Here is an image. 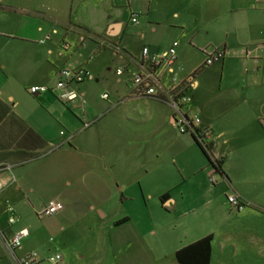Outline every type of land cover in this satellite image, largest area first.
Instances as JSON below:
<instances>
[{
    "label": "crops",
    "instance_id": "1",
    "mask_svg": "<svg viewBox=\"0 0 264 264\" xmlns=\"http://www.w3.org/2000/svg\"><path fill=\"white\" fill-rule=\"evenodd\" d=\"M175 41L180 42L177 84L166 66L148 77L143 49L160 55ZM204 50H222L226 56L207 66ZM121 64L126 71L118 77ZM68 67L93 76L78 86L85 103L64 104L52 93L27 92L33 85H55ZM139 74L149 79L136 87ZM148 88L156 95H147ZM175 90L192 98L185 110L199 115L213 132L211 158L222 161L224 174L215 186L209 179L215 170L192 136L174 127L168 102ZM0 103L10 108L0 114V165L14 166L16 179L0 196V230L8 236L29 232L19 256L38 252L42 264L55 253L63 255V264H167L165 253L157 247L156 253L150 251L132 219L126 216L129 222L118 225L123 211L117 209L109 226H89L90 234L76 224L113 215L127 200L129 182L150 175L148 164L128 167L126 159L129 122L139 117L141 130L148 125L163 138L165 147L155 144L154 149L167 148L183 179L163 207L186 217L203 212L208 224L202 222L195 240L213 237L212 262L226 261L230 254L237 262L264 263V0H0ZM19 120L43 139L44 149L34 151ZM86 122L95 123L84 130ZM31 152L38 155L25 160ZM201 173H207L206 196L199 202L186 191ZM231 195L243 210L229 204ZM51 201L64 210L39 218ZM7 202L20 217L12 228L6 223ZM34 214L45 222L42 226L26 224ZM176 253L169 264H179ZM0 264H13L1 242Z\"/></svg>",
    "mask_w": 264,
    "mask_h": 264
},
{
    "label": "rangeland",
    "instance_id": "2",
    "mask_svg": "<svg viewBox=\"0 0 264 264\" xmlns=\"http://www.w3.org/2000/svg\"><path fill=\"white\" fill-rule=\"evenodd\" d=\"M134 119L135 122H129L130 131L127 137V142L129 144L130 151L126 156L127 164L129 167L132 165L135 166V163L137 162L146 163L150 167V175H140V177L143 178L141 182L135 184H131L129 182V190L126 194L127 200L119 208L116 207L114 209L113 215L106 218L101 215L97 217L89 216L87 221L81 218L76 224H78L79 231L82 234L87 232L90 234L88 230L89 226L94 225L96 227L101 224L109 226L115 217L117 209L119 213L123 211L119 219H125L126 216L132 219L133 224L138 225L139 228L143 230V236L146 244H150V246L153 247L150 251L156 253L154 248L157 247L158 251L165 253V257L163 259H165L166 263L169 264L171 260L174 259L173 257L176 253V248L182 249L183 247L197 241L195 239L200 232L201 228L199 227L202 222L208 224V219L203 212H197L199 216L186 217L180 214V212H170L163 207L161 201L162 197L167 192L169 193L170 190L174 189L180 181H183V179H180L178 174L179 170L175 169V166L172 164L171 156L168 151H166L167 148H165L162 153H160V150L156 151L157 146L154 149L155 144L161 145L162 148L165 147L166 143L163 142V138L148 125L145 126L146 128L141 130L139 117H135ZM137 132L143 137L136 136L135 133ZM137 146L139 147V150L143 151V153H135ZM133 150L135 152H133ZM188 158L190 161L192 160V162L195 163V159L191 154ZM153 167L154 169H152ZM210 172L211 170L208 174ZM206 175L207 173L199 174L186 191L188 196L191 195L195 200H199V202L203 201L206 196L205 185H203ZM116 189H121V186H116ZM181 190L182 188H180L176 194H180L179 192H181ZM44 223L45 222H41V219L34 214L33 219L28 221L26 224L30 227H35L38 225L42 226ZM97 234L98 232L95 230L92 235V239L97 237ZM159 255L164 256L163 254ZM225 260L226 261H223L221 257H219L218 260L216 257L211 264H261V261L254 258L252 260L253 263L237 262L239 259L234 258L230 254L225 256Z\"/></svg>",
    "mask_w": 264,
    "mask_h": 264
},
{
    "label": "built area",
    "instance_id": "3",
    "mask_svg": "<svg viewBox=\"0 0 264 264\" xmlns=\"http://www.w3.org/2000/svg\"><path fill=\"white\" fill-rule=\"evenodd\" d=\"M133 23H137V17L132 19ZM44 43V41L42 42ZM180 46L179 41H175L168 51L157 55H150V50L144 48L142 51V57L144 60H148L150 67L148 70V77H154L153 70L157 67L166 66L168 71L174 75L173 81L177 84L178 79L176 77L175 66L178 60V48ZM204 55L206 57V65L212 66L218 62H221L225 56L226 52L222 50H204ZM126 68L124 65H119L116 69V75L122 77L125 74ZM147 77V78H148ZM144 75L139 74L134 77V85L136 87H141L146 83L147 80ZM93 79V76L84 68H65L59 73V79L57 83L53 86L47 85H33L27 89V92L32 96H41L45 94L52 93L57 96V98L64 104H70L76 101H81L85 103L84 94L78 89V86L83 84L86 80ZM149 79V78H148ZM136 94H141V92L136 91ZM141 95H144L143 93ZM147 95H156L155 88H148ZM103 100H108L109 95L104 94L102 96ZM192 101V98L185 96L175 90L173 94L169 96V105L174 112L173 124L174 127L180 134L195 136L197 141L201 144L203 149H205L209 156H211V140L213 138V132L211 129L204 128L202 126V119L199 115L192 111H186L185 107L188 106ZM95 122L84 123L83 129L86 130L90 128ZM65 133L62 132L61 135ZM14 166L10 164L0 165V174L7 172L10 174L7 178L1 177L0 175V196L2 192L9 186L16 183L15 176L13 175ZM219 174L213 171L210 175V182L212 185L218 183ZM229 204H231L236 210L241 211L245 208V205L240 201L236 195H231L228 198ZM2 204L0 198V205ZM64 210V205L57 201L49 202L42 210H40L37 215L39 218L52 217L58 215ZM6 223L8 228H12L17 225L20 221L19 214L16 207L7 202L5 209ZM29 235L27 230H23L12 236H8L6 231L0 230V242L2 243L4 253L10 258L13 264H42V257L38 252H30L23 256H19L18 252L22 249L23 239ZM64 257L61 253H55L48 256L44 263L45 264H63Z\"/></svg>",
    "mask_w": 264,
    "mask_h": 264
},
{
    "label": "trees",
    "instance_id": "4",
    "mask_svg": "<svg viewBox=\"0 0 264 264\" xmlns=\"http://www.w3.org/2000/svg\"><path fill=\"white\" fill-rule=\"evenodd\" d=\"M202 72V70H200ZM200 72H197L196 74H199ZM4 107V109L2 108ZM2 113H5L6 115L10 113V108L4 106L3 104L0 103V114L3 115ZM19 127L21 128L23 134L25 137L30 140L32 143V146L34 148V151L37 150H42L44 149V141L43 139L35 133L32 129H30L23 121L19 120ZM192 138L198 145V147L201 149L205 157L207 158L210 166L214 168V170L220 175L223 176V168H222V161H214L212 160L211 156H209L208 152L203 149L201 144L197 141V138L193 135ZM209 150L211 149V145L208 148ZM25 160L33 159L35 158L38 154L36 153H25ZM169 198V193H166L161 201L162 204L165 203V201ZM129 219L125 218L121 222L118 223V225L123 224V223H128ZM212 242H213V237L208 236L206 238H203L193 244H190L186 247H183L176 253V259L179 264H211L212 262V254H213V249H212Z\"/></svg>",
    "mask_w": 264,
    "mask_h": 264
},
{
    "label": "water",
    "instance_id": "5",
    "mask_svg": "<svg viewBox=\"0 0 264 264\" xmlns=\"http://www.w3.org/2000/svg\"><path fill=\"white\" fill-rule=\"evenodd\" d=\"M35 97H39V96H35Z\"/></svg>",
    "mask_w": 264,
    "mask_h": 264
}]
</instances>
